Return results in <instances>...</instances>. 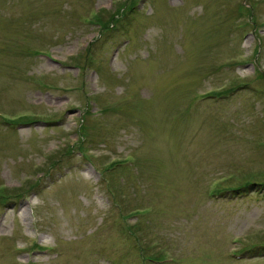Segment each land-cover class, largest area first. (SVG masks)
I'll return each instance as SVG.
<instances>
[{
  "label": "rangeland",
  "instance_id": "374dc122",
  "mask_svg": "<svg viewBox=\"0 0 264 264\" xmlns=\"http://www.w3.org/2000/svg\"><path fill=\"white\" fill-rule=\"evenodd\" d=\"M155 260L264 264V0H0V264Z\"/></svg>",
  "mask_w": 264,
  "mask_h": 264
}]
</instances>
